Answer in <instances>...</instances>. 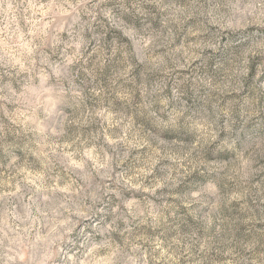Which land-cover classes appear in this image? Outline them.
Returning a JSON list of instances; mask_svg holds the SVG:
<instances>
[{"label":"clouds","instance_id":"1","mask_svg":"<svg viewBox=\"0 0 264 264\" xmlns=\"http://www.w3.org/2000/svg\"><path fill=\"white\" fill-rule=\"evenodd\" d=\"M100 3L0 0V137L22 135L13 127L22 123L19 109L7 106L42 90L37 76L54 80L61 94L67 83L80 113L65 117L56 138L67 142L52 158L75 190L46 195L52 211L38 209L23 228L5 222L0 264H42L53 238L64 242L55 264H264V0H112L123 31L109 25L112 39L103 42L91 29ZM86 5L89 22L72 30L71 14ZM101 109L119 114L111 142L95 119ZM129 126L140 137L134 146L151 153L148 172L135 176L121 167ZM155 159L173 166L141 187ZM133 184L147 195L130 205L122 196ZM100 187L116 197L114 208L93 211L100 202L93 196L70 210L73 198ZM69 217L90 223L70 236L75 221L59 225Z\"/></svg>","mask_w":264,"mask_h":264},{"label":"rangeland","instance_id":"2","mask_svg":"<svg viewBox=\"0 0 264 264\" xmlns=\"http://www.w3.org/2000/svg\"><path fill=\"white\" fill-rule=\"evenodd\" d=\"M69 2L74 3L75 0H69ZM90 4L95 5L96 0H90ZM85 7V11L76 9L71 14L70 22L72 30L78 32L82 26L89 22L88 12L92 11V8L88 5ZM95 11L97 15L95 20L91 21V29L96 30L98 36L101 38V42L112 39V31L109 30V25L112 30L123 31L122 18L115 14L112 0H101ZM67 27L68 25H65V28ZM91 35V30L85 28V39H90ZM61 38L66 39L67 33L61 32ZM107 54L111 55V49L107 50ZM41 79L45 80V86L42 90L30 91L15 105L10 104L7 106L12 112H17V109H19L17 116L22 123L13 125V127L21 132L22 135L17 136L15 133H12L0 137V228L4 226L5 222L9 226L17 228L25 227L28 220L36 215L38 209L52 211L45 207L46 202L44 197L46 195L50 198L53 194L57 198L68 197L75 190V186L67 182L65 173L55 166L52 158L55 153H59L61 146L67 142L63 138H56V133L59 132L61 126L64 124L65 117L70 116L72 113L79 116L80 113L72 107L70 94L67 92V83L63 85L64 92L61 94L60 89L56 87L55 81L49 82L46 76H37L34 84L39 85ZM13 88L15 89V85ZM17 96H19V92H17ZM26 108L28 109L27 111ZM98 111H102L104 115L98 114L95 119L103 123L104 140L111 142L116 137L109 135V131L114 130L109 128V124L110 122L115 123L119 118V114L107 111L106 109ZM29 116H32L33 119H29ZM70 127L74 130L77 125ZM84 127L91 130L94 127H98V125H84ZM29 128L35 131H25V129ZM130 131L131 126L121 133L128 140L127 145H121L123 150L128 153V157L121 167L128 169L129 175L135 176L137 171L148 172L144 164L149 162L151 153L148 151L147 146H134L140 137L135 131H131L130 135ZM155 151L159 152L160 156L164 155L161 149H155ZM92 155L95 158V154ZM76 162L79 163L78 160ZM97 163H99V160H97ZM172 166L173 161L170 159H155V163L151 165V173L146 177L141 187L161 180L166 175V169H171ZM49 167H51L50 172L48 170ZM103 171L104 169L101 168V172ZM57 174L64 177V179H55ZM49 176L52 179H49ZM97 180H99V177H97ZM77 184L83 186L84 181L78 180ZM158 191H167V189H158ZM144 195H147V193H141L135 184H133L130 191L123 193L122 199H125L131 205L134 202H140L141 197ZM93 196L98 197L100 201L95 205L93 211L101 207L106 211L115 207L116 197L111 196L110 198L109 196H105L104 189L100 187L99 191L89 189L83 192V198L79 201L73 198L70 201V210L73 207H81V205L87 207L92 203ZM170 200L171 198H169ZM140 206H143L142 203ZM123 210L127 213L129 208L125 207ZM178 211L185 213L187 209L181 207ZM102 215V213L96 212L93 219L101 220ZM64 216H69V214L64 213ZM186 219L188 223H192L191 216L186 217ZM73 221H75V224L71 231L68 232L70 236H76L83 225L90 223L87 219L69 217L68 223H65L63 219L59 220L60 228L67 230L69 224ZM59 230L57 229V232ZM87 230L85 229V231ZM53 235L55 236V234ZM75 247H80V245L76 244ZM63 248V240L57 241L55 238L51 239L48 249L51 259L43 260L42 264H55V261L60 258L59 252L63 251ZM99 255L103 256L105 253L100 251Z\"/></svg>","mask_w":264,"mask_h":264}]
</instances>
